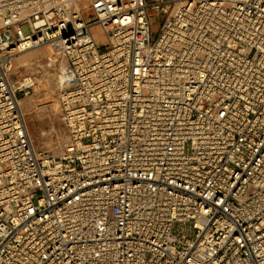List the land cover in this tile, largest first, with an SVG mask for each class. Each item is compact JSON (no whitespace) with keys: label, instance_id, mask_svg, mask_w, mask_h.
Listing matches in <instances>:
<instances>
[{"label":"built area","instance_id":"built-area-1","mask_svg":"<svg viewBox=\"0 0 264 264\" xmlns=\"http://www.w3.org/2000/svg\"><path fill=\"white\" fill-rule=\"evenodd\" d=\"M42 45L58 153L12 74ZM0 264H264V0H0Z\"/></svg>","mask_w":264,"mask_h":264},{"label":"rangeland","instance_id":"rangeland-1","mask_svg":"<svg viewBox=\"0 0 264 264\" xmlns=\"http://www.w3.org/2000/svg\"><path fill=\"white\" fill-rule=\"evenodd\" d=\"M23 30L26 33L29 32V24H25ZM94 33L99 40H103V37H105L103 30L98 24L94 27ZM42 46L46 47L48 51H51L49 45ZM26 50H23L22 52H25ZM47 62L48 61L45 58V66H47ZM52 71L54 81L52 82L50 87L51 91L49 93L39 87V84L37 83V76L39 74L35 71L28 69L25 71H18L13 74V78L17 84L20 83L24 75H32L35 78L36 84L31 89V92L26 94L22 91L21 93L22 107L28 121L29 129L38 147L49 152L58 153L68 139V131L63 120L61 106L58 104L57 65L53 67ZM55 102L58 104L57 107L54 105ZM31 107L37 108V111H31L33 110Z\"/></svg>","mask_w":264,"mask_h":264},{"label":"bare ground","instance_id":"bare-ground-1","mask_svg":"<svg viewBox=\"0 0 264 264\" xmlns=\"http://www.w3.org/2000/svg\"><path fill=\"white\" fill-rule=\"evenodd\" d=\"M95 36L97 37L96 34ZM104 39L105 37H103V40ZM54 53L55 52L53 51L52 48L51 51H48V49L43 46L32 47L26 50L25 52L18 53L14 58V67L12 74L18 71L19 72L25 71L26 69L37 72L39 74L37 76V83L39 84V87L49 93L51 91L50 87L52 85V82L54 81V76L52 71L53 67L55 65H57L58 67V62L56 61L57 59ZM45 58L48 61L47 66H45L44 64ZM57 98H58V92H57ZM58 104L60 105V103ZM58 104L57 102L54 103L56 107L58 106ZM31 109H33L31 110L33 112H35V110L37 111V108L35 107L34 108L31 107ZM34 114H38V113H34Z\"/></svg>","mask_w":264,"mask_h":264}]
</instances>
